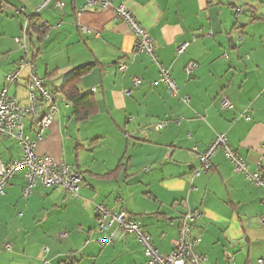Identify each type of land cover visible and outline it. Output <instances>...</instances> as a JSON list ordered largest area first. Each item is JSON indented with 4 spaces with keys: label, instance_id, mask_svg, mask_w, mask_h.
Masks as SVG:
<instances>
[{
    "label": "crops",
    "instance_id": "1",
    "mask_svg": "<svg viewBox=\"0 0 264 264\" xmlns=\"http://www.w3.org/2000/svg\"><path fill=\"white\" fill-rule=\"evenodd\" d=\"M107 1L123 5L148 32L177 96L159 82L152 59L134 52V36L113 8L95 5L80 14L85 0H0V89L21 57L14 38L25 18L34 17L38 31L29 29V57L58 108L36 153L83 179L78 198L37 187L25 199L23 173L15 175L0 195V264H144L131 235L115 233L111 244L98 243L99 205L126 211L160 254L172 251L182 215L197 212L189 239L205 264H256L264 259V190L235 174L221 151L206 174L192 178L191 172L197 167L192 148L205 150L216 133L225 134L250 173L264 154V0ZM18 8L24 13L16 16ZM188 63L197 66L190 76ZM85 65L92 67L75 86L92 97L93 113L77 122L58 90ZM26 76L8 89L23 106ZM133 78L140 81L135 89ZM222 97L231 110H221ZM19 158L18 142L0 138V161Z\"/></svg>",
    "mask_w": 264,
    "mask_h": 264
},
{
    "label": "built area",
    "instance_id": "2",
    "mask_svg": "<svg viewBox=\"0 0 264 264\" xmlns=\"http://www.w3.org/2000/svg\"><path fill=\"white\" fill-rule=\"evenodd\" d=\"M49 1L51 0H45L44 4ZM95 5L103 9L113 8L116 19L126 25L134 36V52L146 54L152 59L160 71L159 82L167 88L170 96H177L176 83L169 72L157 62L152 38L140 26L132 13L123 5L112 7V4L107 0H85L84 7L78 12L81 14L87 8ZM6 7H1V10H5ZM55 8L61 9L62 3L56 1ZM23 13V8L15 9L16 16ZM31 18H25L21 25L20 36L14 38V43L21 51V57L13 70L4 78L3 86L0 89V138L16 140L20 151L19 159L8 164L0 161V195L4 194V189L15 175L22 172L24 180L22 196L25 199L29 198L37 187L59 188L70 196L78 198L83 180L80 172L64 163L54 161L49 156L40 157L36 153L37 145L42 140L45 132L54 123L58 108L54 95L46 89L43 81L37 76L33 60L29 57L28 33ZM186 47V43L180 45L177 48V53H183ZM196 67V64L188 63L184 68V73L190 76ZM118 70L124 72L125 65L120 64ZM24 71H27L25 84L26 106L21 105L15 98L8 95L9 87L17 82ZM139 84L140 81L137 78L132 79L133 89L137 88ZM129 94L130 91L124 92L125 96ZM182 102L187 104L188 98L184 97ZM220 108L225 111L231 110L233 106L226 97H222ZM164 126L165 122L162 121L155 124L153 128L158 132ZM26 129H28V132H26ZM217 151H221L226 160L231 163L235 174H241L246 182L264 190V176L261 174L264 154L260 162L256 164L255 171L250 173L247 163L228 145L224 133H216L212 143L201 152L196 147L192 148V153L197 159V167L191 172L192 178L208 172L211 166V158ZM198 216L199 213L191 211H187L182 215L178 225V235L172 242V251L169 254H160L154 247L150 236L138 223L131 220L124 210L113 211L103 205L97 206L95 208L96 226L94 233L100 236L98 243L101 245L111 244L115 233H125L133 236L142 247L144 264H205L207 258L200 255L196 250L197 241L189 239L192 225ZM66 236L67 234L63 233L58 235V238L64 239ZM6 250H11L10 245L6 246ZM231 264L235 263L232 262ZM256 264H264V259L257 260Z\"/></svg>",
    "mask_w": 264,
    "mask_h": 264
},
{
    "label": "trees",
    "instance_id": "3",
    "mask_svg": "<svg viewBox=\"0 0 264 264\" xmlns=\"http://www.w3.org/2000/svg\"><path fill=\"white\" fill-rule=\"evenodd\" d=\"M38 22L36 18L32 17L29 20V29L37 30ZM92 65H85L74 69L71 74L63 81L60 85L58 93L62 94L64 101L71 106L72 115L75 118V121L86 120L93 113V99L89 94H83L76 89V83L86 73L91 69ZM63 262L61 264H68Z\"/></svg>",
    "mask_w": 264,
    "mask_h": 264
},
{
    "label": "rangeland",
    "instance_id": "4",
    "mask_svg": "<svg viewBox=\"0 0 264 264\" xmlns=\"http://www.w3.org/2000/svg\"><path fill=\"white\" fill-rule=\"evenodd\" d=\"M56 238H57V240H59V238H58V235H57V237H56ZM3 244H4V243H3Z\"/></svg>",
    "mask_w": 264,
    "mask_h": 264
}]
</instances>
